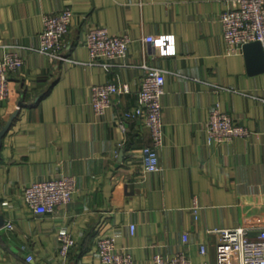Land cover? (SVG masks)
Returning <instances> with one entry per match:
<instances>
[{"label": "crops", "instance_id": "obj_1", "mask_svg": "<svg viewBox=\"0 0 264 264\" xmlns=\"http://www.w3.org/2000/svg\"><path fill=\"white\" fill-rule=\"evenodd\" d=\"M231 3L0 0V56L15 48L25 62L10 77L11 97L0 101V131L20 113L0 153V264H103L95 245L101 233L115 236L134 264L178 252L215 264L216 230L247 227L257 236L264 226V72H250L244 51L225 54L220 15ZM66 6L74 10L67 48L64 60L53 62L39 51L43 18ZM101 26L133 42L113 73L92 62L85 44ZM144 65L166 78L155 173L144 171L142 155L152 144L150 129L138 119L119 127L122 113L136 106ZM105 82L129 92L114 96L101 117L90 88ZM217 103L251 135L210 145L206 121ZM71 175L78 185L70 203L53 214L30 210L27 186ZM61 233L76 241L68 258L60 254Z\"/></svg>", "mask_w": 264, "mask_h": 264}, {"label": "built area", "instance_id": "obj_2", "mask_svg": "<svg viewBox=\"0 0 264 264\" xmlns=\"http://www.w3.org/2000/svg\"><path fill=\"white\" fill-rule=\"evenodd\" d=\"M231 8L220 15L225 40V54L232 56L243 51L246 44L259 41L264 53V0H232ZM74 10L66 6L62 11L50 13L43 18V31L40 34L39 51L50 61L64 60L67 48V37L71 30ZM153 37L145 42L152 43ZM131 37L124 33L112 35L107 27L101 26L90 30L85 44L89 49L93 63L108 73L124 59L132 44ZM25 65L24 58L18 49L11 48L0 56V101L9 99L12 92L11 75L17 74ZM145 75L140 81L136 106L122 113L119 127L125 129V120H140L151 131V145L142 149L145 162L144 171L155 173L160 170L159 150L164 145V126L162 100L165 92V75L163 71L148 65L143 66ZM92 107L96 115L103 116L113 106V98L119 93H128V85L116 82L94 84L90 88ZM207 141L210 145L230 143L235 139L251 135L250 130L235 122L231 114L220 103L210 112L206 121ZM78 180L75 176H61L53 180L37 181L24 190L23 197L36 215L53 214L60 205L71 202L77 191ZM198 205L193 209L196 212ZM9 229L14 228L7 223ZM132 232L134 227H130ZM252 228L224 229L216 232L220 235L216 246L215 264H264V226L257 231L255 238L249 233ZM60 254L68 258L76 241L70 233L58 235ZM185 240L187 238L185 237ZM95 245L97 254L103 264H134L133 256L127 249L119 248L113 235L101 233ZM206 245L200 247V254L206 255ZM29 261L33 256L29 255ZM154 264H212L211 262L195 263L185 252H178L172 258L157 253L153 256Z\"/></svg>", "mask_w": 264, "mask_h": 264}, {"label": "water", "instance_id": "obj_3", "mask_svg": "<svg viewBox=\"0 0 264 264\" xmlns=\"http://www.w3.org/2000/svg\"><path fill=\"white\" fill-rule=\"evenodd\" d=\"M245 56L248 59V65L251 73L254 72H264V53L262 49V44L259 41H254L253 43L246 44L243 48ZM19 111L10 118V120L1 128L0 131V153L2 151V144L4 137L10 131L11 126L15 120L19 117ZM5 226V217L0 214V229Z\"/></svg>", "mask_w": 264, "mask_h": 264}]
</instances>
